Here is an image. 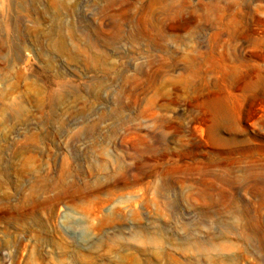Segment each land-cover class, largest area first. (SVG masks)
I'll return each instance as SVG.
<instances>
[{
  "label": "rangeland",
  "instance_id": "1",
  "mask_svg": "<svg viewBox=\"0 0 264 264\" xmlns=\"http://www.w3.org/2000/svg\"><path fill=\"white\" fill-rule=\"evenodd\" d=\"M0 264H264V0H0Z\"/></svg>",
  "mask_w": 264,
  "mask_h": 264
},
{
  "label": "bare ground",
  "instance_id": "2",
  "mask_svg": "<svg viewBox=\"0 0 264 264\" xmlns=\"http://www.w3.org/2000/svg\"><path fill=\"white\" fill-rule=\"evenodd\" d=\"M211 105L215 109L216 127H225L232 122L233 109L229 101L213 99Z\"/></svg>",
  "mask_w": 264,
  "mask_h": 264
}]
</instances>
